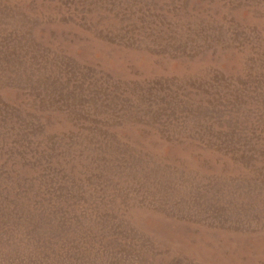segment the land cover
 <instances>
[{
	"label": "rangeland",
	"instance_id": "rangeland-1",
	"mask_svg": "<svg viewBox=\"0 0 264 264\" xmlns=\"http://www.w3.org/2000/svg\"><path fill=\"white\" fill-rule=\"evenodd\" d=\"M0 264H264V0H0Z\"/></svg>",
	"mask_w": 264,
	"mask_h": 264
}]
</instances>
